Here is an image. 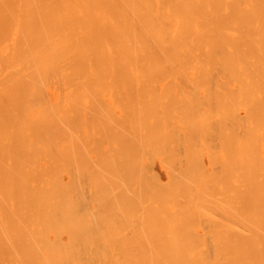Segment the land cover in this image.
I'll list each match as a JSON object with an SVG mask.
<instances>
[{
	"label": "bare ground",
	"instance_id": "1",
	"mask_svg": "<svg viewBox=\"0 0 264 264\" xmlns=\"http://www.w3.org/2000/svg\"><path fill=\"white\" fill-rule=\"evenodd\" d=\"M0 264H264V0H0Z\"/></svg>",
	"mask_w": 264,
	"mask_h": 264
},
{
	"label": "rangeland",
	"instance_id": "2",
	"mask_svg": "<svg viewBox=\"0 0 264 264\" xmlns=\"http://www.w3.org/2000/svg\"><path fill=\"white\" fill-rule=\"evenodd\" d=\"M167 81H168V80L165 79V81L163 80V81H161L160 83H158L159 86H157V88H164V87H165L164 84L166 85V82H167ZM179 84H180L179 86H181V87H183V86H187V90H188V89H191V86H189L188 83L182 85L183 83L181 84V83L179 82ZM167 85H168V84H167ZM188 86H189L190 88H189ZM167 87H168V86H166L165 88H167ZM203 87L205 88V86H203ZM106 88H107V87H106ZM106 88H105V89H106ZM112 88H114V87H112ZM165 88H164V89H165ZM204 88H202V89H204ZM206 88H207V87H206ZM105 89H103V91L101 90V91H102L101 93L99 92V93H100V94H99V95H100V99L102 98V99L104 100V102H105V105H106V106H105V105L103 104V105H104V108L109 110V107H112V108H110L112 111H111V110H110V111L113 112L115 115L120 116L119 114L122 113V112H121V108L119 107V105H116V104H115V105H116V106H115L114 103H113L114 98H112L113 96L111 95V93H112L111 87H108V88H107V89H108L107 91H106ZM175 89H176V88H173V90L171 89L170 91H172V93H174V94H175V93L177 94L178 92H176V91H178V90H177V89L175 90ZM185 89H186V87H185ZM207 89H208V88H207ZM78 90L80 91V89H78ZM174 90H175V91H174ZM209 90H210L209 92H206L207 95L210 94L211 91H213V90H211V89H209ZM118 91H119V90H118ZM120 91H121V89H120ZM164 91H165V90H164ZM168 91H169V90L165 91V93H169V94H170L171 92H170V91L168 92ZM207 91H208V90H207ZM77 92H78V91H77ZM88 92H89V91H88ZM121 92H122V91H121ZM179 92H180V91H179ZM213 92H214V91H213ZM105 93H106V94H105ZM172 93H171V94H172ZM103 94H105V95H103ZM179 94H180V93H178V94L176 95V97H177L178 99H179V97L181 98V96H180ZM203 94L205 95V91H204V90H202L201 92L198 91V93H197V95H199V96H200V95L203 96ZM211 94H212V93H211ZM80 95H81V93L79 92V95L77 94L78 99H77V107H76V110H75V111H77V112H75V114H77L78 116H80L81 121H79V122L76 121V122L80 124V122H82V121L84 122V121L86 120V118H87V119L89 118V119L93 120L92 122H87V123H90V124H86V125H85V124H82V127L80 126L82 130L78 127V126H79L78 124H77L78 126L76 125V127H78L79 130L81 131V133H80L79 130H77V131L75 130V131L77 132L76 134H78L79 137L82 138V137L80 136V135H82V132H83V134H85V133H87V131H88L87 129L91 128V132H92L93 134H95L94 131H96L97 129L94 130L95 127H93V126H96V128H98L97 125H99V127L101 128L102 124L104 125V123L102 122V124L100 123V124H101V125H100V124L98 123V121H97V118L100 117V115L98 116V114H100V113H99L100 110H99V111L97 110V109H99V108H90V109L88 108V109L86 110V106H85V105H83V107H82V105H80V98H81ZM119 95H120V93H119ZM207 95H206V96H207ZM46 96H47L48 99H50L51 101H55V100H56V97H57V89H55V87L52 86V85H51V86H47V87H46ZM59 96H60V94H58V97H59ZM86 96H87V95H86ZM120 97H121V96H120ZM115 98H116V99H115L116 101L120 100V98H119V99L117 98V94H116ZM102 99H101V100H102ZM117 99H118V100H117ZM121 99H122V98H121ZM103 100H102V102H103ZM211 100H213V99H211ZM121 101H122V100H121ZM121 101H119V102H121ZM213 101H214V100H213ZM213 101H210V103L212 104ZM215 101H216V100H215ZM206 102L208 103V101H206ZM207 103H206V105L203 106V109H206V108H207L206 111L203 110L204 113H208V114H205L206 116L209 115V112H210L209 110H213L214 108H215L214 110H216V107H217V105H215V102L213 103V104H214V107H213V108H212L213 105L210 104V105H211V106H210V105L207 104ZM112 104H113V105H112ZM108 105H109V107H108ZM84 106H85V108H84ZM215 106H216V107H215ZM121 107H122V104H121ZM77 108H78V109H77ZM81 110H82V113H81ZM85 110H86V111H85ZM223 110H224V109L220 110L221 112L219 111L220 113L217 112V114H218V113L221 114L222 112H224ZM203 111H202V112H203ZM78 112H79V114H78ZM92 112H94V113H92ZM97 112H98V113H97ZM211 112H212V111H211ZM211 112H210V115H211ZM90 113H91V115H92V114H93V115H94V114L96 115V113H97V116H98V117L94 115V116L96 117V119H95V117H94V119H93V117H91V115H89ZM86 115H89V117H86V118H85ZM93 115H92V116H93ZM222 115H223V114H222ZM75 116H76V115H75ZM82 118H83V120H82ZM89 119H88V120H89ZM76 120H77V119H76ZM91 120H90V121H91ZM86 121H87V120H86ZM94 121H95V122H94ZM96 121H97V123H96ZM93 122H94V124H92V126H91V123H93ZM95 124H96V125H95ZM80 125H81V124H80ZM87 125H89V126H87ZM105 125H106V124H105ZM223 125L228 126V125L225 123V120H224L223 124L221 125V127L225 129V126H223ZM86 126H87V127H86ZM229 126H230V125H229ZM229 126H228V129H229ZM92 128H93V129H92ZM100 128H98V129H100ZM103 128H104V127H102V129H103ZM111 128H112V127H111ZM105 129H106V127H105ZM112 129H113V131H116L115 127L112 128ZM224 129H220V130L218 129V130H219V132H220L221 130H224ZM228 129L226 128V129L224 130V132H225L226 134H227V132L229 131ZM92 130H94V131H92ZM110 130H111V129H110ZM218 130H217L216 132H218ZM102 131H103V130H102ZM105 131H106V130H105ZM208 131H209V129H208ZM97 132H98V131H97ZM97 132H96V134H95V137H96L97 135H98L97 137L100 136V134L97 133ZM205 132H207V130L204 131V134H205ZM214 132H215V130H214ZM216 132H215V133H216ZM219 132H218V134H215V133H214V135L211 134L212 136L207 132V134H208L209 136L212 137V138H211V137H210V138H207L208 136L205 134V135H206V138H207L208 140H207L206 138L203 140V139H202V136H199V137L197 136V139H194V137L192 138V140L194 139V141L198 140L197 143L195 144V145H197L198 147L200 146V145H198V143H200V144L202 143V144H203V147H202V148H201V146L199 147L200 151H201V149H203V151L201 152L202 155L199 154V155H201V156H200V159H201V161H202L203 167H204V166L206 167L207 172L211 173V172H210L211 170H214V171H215V172H213L212 174H214V173L217 174V173H218L217 171H219V170L221 169V166H224L223 164H226V163L228 164V162H230V161H229V158H230V152H229V151H226V149L222 148V147H224V146L222 145L223 142L221 143V141L219 140V139H222V141H223L224 133H223V132H222V133H221V132L219 133ZM89 133H90V129H89V132H88L87 134H89ZM92 133H91V134H92ZM210 133H213L212 129H211V132H210ZM104 134H105V132H104ZM204 134L202 133L203 136H205ZM219 134H220V135H219ZM222 134H223V135H222ZM102 135H103V134H102ZM215 135H216V136H215ZM217 135L219 136V139L216 140ZM221 135H222L223 137H222ZM82 136H83V135H82ZM213 136H214L215 141H217V142H214ZM76 137H77V135H76ZM76 137H75V140L77 141ZM87 137H90V136H86V138H87ZM92 137H93V136H91L90 138H92ZM102 137H103V136H102ZM105 137H107V134H105ZM108 137H109V136H108ZM83 138H84V137H83ZM86 138H85V139H86ZM90 138H89V139H90ZM198 138H199V139H198ZM93 139H94V138H93ZM100 139H101V138H99V139H97V140L100 141ZM83 140H84V139H83ZM90 140H91V139H90ZM90 140H88V141H90ZM199 140H200V141H199ZM202 140H203V141H202ZM210 140H211V141L213 140V141L210 142ZM218 140H219L220 142H219ZM78 141H79V139H78ZM95 141H96V139H95ZM102 141H104V140H102ZM102 141H101V142H102ZM194 141H193V142H194ZM206 141H207V142H206ZM84 142H85V141H84ZM97 142H98V141H97ZM203 142H204V143H203ZM77 143H78V142H77ZM77 143H76V144H77ZM93 143H94V142H90V143H89L90 145H88V144L85 142L84 145H83V143H82V146H85V145L87 144V145H88V148H91L90 146H92ZM95 143H96V142H95ZM194 143H195V142H194ZM205 143H206V144H205ZM211 143H214V144L216 143V145H213V146H214V147H213V146L211 145ZM96 144H97V143H96ZM100 144H101V143H100ZM100 144H99V145H100ZM202 144H201V145H202ZM209 144H210V145H209ZM218 144H219L220 146H219ZM94 145H95V144H94ZM97 145H98V144H97ZM111 145H112L113 147H115V144H114V143H111ZM208 145H209V147H207ZM217 145H218V146H217ZM221 145H222V146H221ZM107 146H108L107 143H103L102 146H101V148H102L103 150H106L105 148H106ZM109 146H110V145H109ZM215 146L217 147V149H216ZM80 147H81V140H80V144H79V146H76V148L79 149ZM92 148H93V147H92ZM98 148H99V146H98ZM98 148H97V149H98ZM206 148H207V149H206ZM210 148H212V149H210ZM85 149L87 150L86 146H85ZM85 149H84V150H85ZM93 149H94V148H93ZM93 149H92V150H93ZM95 149H96V148H95ZM108 149H111V148L109 147ZM84 150H83V151H84ZM211 150H213V153H212ZM214 150H216V151H214ZM224 150H225V152H224ZM81 151H82V150H81ZM81 151H80V152H81ZM87 151H88V150H87ZM96 151H97V150H96ZM100 151H102V150H100ZM200 151H199V152H200ZM78 152H79V151H78ZM80 152H79V153H80ZM90 152H91V151H90ZM180 152H181V154L183 153L182 151H180ZM214 152H215L216 154H215ZM226 152H227V154H228V152H229V157H228V155H225V154H224V153H226ZM160 153H161V155H160V154H154V155L152 154V156H150L149 158H148V156H147V154H146L145 162H146V164H147V162H148V163L150 162V164H147V165L149 166L148 168H150V170H151L156 176H158V177L160 178V180L162 181V183L164 182V183H166V185H167V182L169 181L168 179H170V177H171V176L169 177V175H170L172 172H169V173H168V171H169L170 169H169V167H168L169 164L167 165L166 160L168 161V159L170 160V158L168 157V159H166L167 156L164 157V154H166V153H162V151H161ZM92 154H93V156H92ZM167 154H168V153H167ZM205 154H206V155H205ZM83 155H84V154H83ZM87 155H88V157H90V163H91V160H92L93 163H96V162H94V161H95V160L97 161V160L99 159V158L97 159L96 156H94V155H95L94 152H93V153H92V152H91V153H88ZM150 155H151V154H150ZM182 155H183V154H182ZM211 155H212V156H211ZM213 155L219 156V157H216V159L219 158V160H216V159L213 160V159H214V156H213ZM224 155H225L226 158L224 157ZM80 157H81V156H80ZM227 157H228V160H227ZM94 158H95V160H94ZM164 158H165V159H164ZM224 158H225V159H224ZM163 159H164V160H163ZM223 159L226 160L227 162L225 163V161H223L224 163H222V160H223ZM212 160H213V161H212ZM162 161L165 162V163L163 164ZM213 162H215V163H213ZM91 164H92V163H91ZM216 164H218V165H216ZM93 165H96V164H93ZM164 165H166V166H164ZM169 166H170V165H169ZM225 166H226V165H225ZM205 167H204V169H205ZM219 167H220V169H219ZM78 168H79V167H78ZM229 168H230V166H229ZM80 169H81V168H80ZM222 169H227V166H226V167H223ZM222 169L219 171V172H222V173H221V174H223L222 177H223V176H227V178H229V177H228L229 174L226 175L225 170H224V172H223ZM77 170H78V169H77ZM77 170H75V171L77 172ZM229 170H230V169H229ZM170 171H171V170H170ZM226 171H227V170H226ZM78 172H79V170H78ZM216 172H217V173H216ZM224 173H225V174H224ZM74 174H75V173H73L72 176H74ZM218 174H219V173H218ZM76 175H78V174H76ZM80 175H81V173H80ZM65 176H66L67 178L70 177V175H69L68 173H65ZM217 176L220 177V179H222L220 174L217 175ZM80 177H81V176H80ZM82 177H83V176H82ZM224 178H226V177H223V180H226V182L223 181V182H221V183H223V184H224V182L227 183V185L225 184L227 187L224 185V186H225L224 189L228 190V187H229V186H228V182H230V181L227 180V178H226V179H224ZM230 178H231V177H230ZM75 179H77V178H75ZM78 180L81 181L82 178H81V179H78ZM78 180H76V181H78ZM80 181H79V182H80ZM82 181H84V178H83ZM221 181H222V180H221ZM84 182H85V181H84ZM86 182H87V181H86ZM170 182H171V180H170ZM170 182H169V183H170ZM218 182H219V183H218V187H217V189H220V188H222V187H221L222 184L220 183L219 178H218ZM87 183H88V182H87ZM87 183H86V184H87ZM164 183H163V184H164ZM77 184H78V182H77ZM83 185H84V184H83ZM88 185H89V183H88ZM79 186H80V185H79ZM89 187H90V185L87 186V187H86V185H85V188L88 189V190H87V193L89 192ZM85 188H84V186H83V189H82L83 192H84V190H86ZM224 189H222V190H224ZM226 190H224V191L226 192ZM216 191H218V190H216ZM220 191H221V190H220ZM224 191H223V194H224ZM218 192H219V191H218ZM87 193H85V194L87 195ZM216 193H217V192H216ZM221 193H222V192H219V193L216 195L217 199L222 200V199L220 198V195H222ZM219 194H220V195H219ZM227 194H228V193H227ZM86 195H85V196H86ZM88 195H89V194H88ZM222 196H223V195H222ZM224 196L227 197L226 193H225ZM87 197H88V196H87ZM87 197H86V198H87ZM226 197L223 199L222 202H224V200L226 199ZM222 198H223V197H222ZM85 200H86V199H85ZM88 200H89V203L87 204V206H88V208H90V212H92V211H94V209H95V206H94V205H95V201L92 199V197H91L90 195H89V199H88ZM88 200H86V201L88 202ZM220 200H219V201H220ZM226 200H227V199H226ZM226 200H225L224 203H226ZM91 201H92V202H91ZM92 203H93V204H92ZM89 204H90L91 207H89ZM220 205L223 206L224 204H220ZM92 208H93V209H92ZM91 210H92V211H91ZM222 211H223V210H222ZM219 212H221V211H219ZM224 214H225V217H226V213H225V212H224ZM218 215H220V213H219ZM220 217H224L223 213H222V216H220ZM222 219H224V218H222ZM224 221H225V220H224ZM224 221H223V222H224ZM225 222H226V221H225ZM199 223H200V224H199ZM197 224H198V225L195 226L196 231L199 233V235H201L202 237H204V238H206L207 240H209V236H210V234L207 233V229H206V225H208L207 222H206L205 220L202 219L201 221H198ZM204 224H205V225H204ZM224 224H225V223H224ZM196 227H198V228H196ZM207 227H208V226H207ZM208 229H209V228H208ZM198 230H199V231H198ZM202 231H203V233H202ZM209 231H210V229H209ZM63 239H64V240H67V239H68V235H67V233H64V234H63Z\"/></svg>",
	"mask_w": 264,
	"mask_h": 264
}]
</instances>
